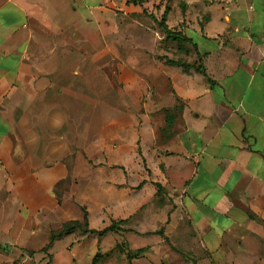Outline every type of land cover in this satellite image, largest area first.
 <instances>
[{"label":"crops","instance_id":"crops-1","mask_svg":"<svg viewBox=\"0 0 264 264\" xmlns=\"http://www.w3.org/2000/svg\"><path fill=\"white\" fill-rule=\"evenodd\" d=\"M111 2L0 0V264L84 217L126 264H264V0H176L188 51Z\"/></svg>","mask_w":264,"mask_h":264},{"label":"rangeland","instance_id":"rangeland-1","mask_svg":"<svg viewBox=\"0 0 264 264\" xmlns=\"http://www.w3.org/2000/svg\"><path fill=\"white\" fill-rule=\"evenodd\" d=\"M175 1L112 0L109 13L113 22L117 23L118 30L116 32L120 31L134 43L136 40L145 43L146 35L156 36L157 34L159 26L155 20L156 17L160 18L161 16L159 14L160 5L169 8ZM131 41L130 43H132ZM180 44L182 49L185 48L188 51L184 41H181ZM50 231L56 230L45 228L39 233L33 232L29 238H27L28 234L24 232L20 243L27 248L16 250L15 261H18L22 256H27L24 264H91L94 255L99 252L97 264H126L123 256L125 248L119 244L114 245L113 234H107L105 238H98L69 233L56 239L46 252L41 248ZM30 251L33 252L31 256L29 255ZM19 252H21V256L18 255Z\"/></svg>","mask_w":264,"mask_h":264},{"label":"trees","instance_id":"trees-1","mask_svg":"<svg viewBox=\"0 0 264 264\" xmlns=\"http://www.w3.org/2000/svg\"><path fill=\"white\" fill-rule=\"evenodd\" d=\"M132 1H135V0H132ZM168 8H164L163 10V13L161 14L160 18L157 20H155V22L158 24L159 28L161 29V31H163L165 33V39H174L177 41V46H179V48L182 49V46L180 44L181 41H187L188 38L185 37L180 31H173V30H170L166 23H165V14H166V11H167ZM180 37V38H179ZM181 46V47H180ZM185 49V48H183ZM167 61L169 63H172V64H182L180 63L179 61H174V60H171V59H167ZM185 66H187V64H185ZM198 71H203L201 67H197L196 68ZM84 222L83 223H80L76 220H70V221H67V222H64L60 228H58L56 231H50L49 234H48V241L45 243V245L41 248V250L43 251H48V249L51 247L52 245V242L54 241V239L56 238H59L61 237L63 234H66V233H69L73 230H75L76 228H80L82 231L84 232H88V233H91V234H96V235H104L110 231H115L118 229V226H117V222H112L110 225L104 227L103 229H100V230H95V229H88L86 227V219L85 217L83 218ZM142 251V249H137V250H130L126 253V256L127 258H131L132 256L140 253ZM32 251L29 252V255L31 256L32 255ZM99 256H100V253L97 252L94 257H93V260L91 262V264H96L99 260Z\"/></svg>","mask_w":264,"mask_h":264}]
</instances>
